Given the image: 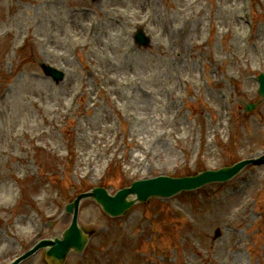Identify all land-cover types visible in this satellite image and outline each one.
<instances>
[{
    "label": "rangeland",
    "instance_id": "rangeland-1",
    "mask_svg": "<svg viewBox=\"0 0 264 264\" xmlns=\"http://www.w3.org/2000/svg\"><path fill=\"white\" fill-rule=\"evenodd\" d=\"M260 72L264 0H0V264L69 226L81 192L263 153ZM79 224L67 264H264V162L119 218L86 198Z\"/></svg>",
    "mask_w": 264,
    "mask_h": 264
},
{
    "label": "water",
    "instance_id": "water-1",
    "mask_svg": "<svg viewBox=\"0 0 264 264\" xmlns=\"http://www.w3.org/2000/svg\"><path fill=\"white\" fill-rule=\"evenodd\" d=\"M50 71V67H46ZM52 71V70H51ZM259 91L264 95V75L260 77ZM246 161L240 162L235 166L224 167L218 171L207 170L194 176L172 177L160 175L153 178H145L135 181L130 187L119 190L115 195L108 194L105 188H95L92 192L97 200L102 204L103 208L110 214H120L136 201L147 200L150 196H168L174 192L183 189L202 185L214 179H225L237 172ZM129 195H135V198L128 200ZM85 194H81L74 204L70 207L75 208V217L72 225L63 233V239L57 238L53 246L48 251V260L50 264H65V259L69 251L73 248L81 251L88 239V235L84 234L77 227V207L80 199Z\"/></svg>",
    "mask_w": 264,
    "mask_h": 264
}]
</instances>
